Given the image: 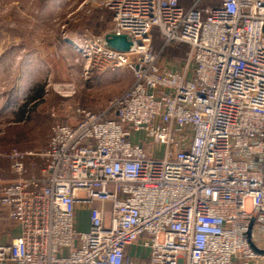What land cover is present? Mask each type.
Segmentation results:
<instances>
[{
  "label": "built area",
  "instance_id": "1",
  "mask_svg": "<svg viewBox=\"0 0 264 264\" xmlns=\"http://www.w3.org/2000/svg\"><path fill=\"white\" fill-rule=\"evenodd\" d=\"M94 2L111 29L75 44L84 79L133 83L101 110L53 111L39 152H0L15 176L0 208L21 228L0 264H264V0Z\"/></svg>",
  "mask_w": 264,
  "mask_h": 264
},
{
  "label": "rangeland",
  "instance_id": "2",
  "mask_svg": "<svg viewBox=\"0 0 264 264\" xmlns=\"http://www.w3.org/2000/svg\"><path fill=\"white\" fill-rule=\"evenodd\" d=\"M110 29L111 15L94 0H0V152H39L47 144L53 111L101 110L131 86L128 69L84 79V59L75 44L86 30L100 36ZM162 155L157 148L155 157ZM37 163L25 161L28 170ZM78 214L77 228L84 231L83 210Z\"/></svg>",
  "mask_w": 264,
  "mask_h": 264
},
{
  "label": "crops",
  "instance_id": "3",
  "mask_svg": "<svg viewBox=\"0 0 264 264\" xmlns=\"http://www.w3.org/2000/svg\"><path fill=\"white\" fill-rule=\"evenodd\" d=\"M106 32V31H105ZM104 32V33H105ZM38 164V163H37ZM37 164L31 165L35 169ZM11 173L7 165L0 162V179L1 181L8 180ZM21 235L20 226L7 219L6 211L0 208V245L10 243L14 238H17Z\"/></svg>",
  "mask_w": 264,
  "mask_h": 264
},
{
  "label": "water",
  "instance_id": "4",
  "mask_svg": "<svg viewBox=\"0 0 264 264\" xmlns=\"http://www.w3.org/2000/svg\"><path fill=\"white\" fill-rule=\"evenodd\" d=\"M262 33L264 34V27L262 28ZM105 43L106 45L113 50L126 52L130 47V42L127 37L124 35L116 36L114 34L105 35ZM249 234H247L248 237Z\"/></svg>",
  "mask_w": 264,
  "mask_h": 264
},
{
  "label": "trees",
  "instance_id": "5",
  "mask_svg": "<svg viewBox=\"0 0 264 264\" xmlns=\"http://www.w3.org/2000/svg\"><path fill=\"white\" fill-rule=\"evenodd\" d=\"M25 108V107H24ZM25 110H26V108H25ZM25 110H22V115L25 113Z\"/></svg>",
  "mask_w": 264,
  "mask_h": 264
},
{
  "label": "bare ground",
  "instance_id": "6",
  "mask_svg": "<svg viewBox=\"0 0 264 264\" xmlns=\"http://www.w3.org/2000/svg\"><path fill=\"white\" fill-rule=\"evenodd\" d=\"M75 44V43H74Z\"/></svg>",
  "mask_w": 264,
  "mask_h": 264
}]
</instances>
